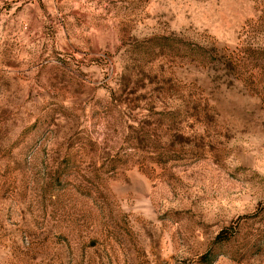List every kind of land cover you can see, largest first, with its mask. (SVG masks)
Masks as SVG:
<instances>
[{
  "label": "rangeland",
  "instance_id": "rangeland-1",
  "mask_svg": "<svg viewBox=\"0 0 264 264\" xmlns=\"http://www.w3.org/2000/svg\"><path fill=\"white\" fill-rule=\"evenodd\" d=\"M264 0H0V264H264Z\"/></svg>",
  "mask_w": 264,
  "mask_h": 264
},
{
  "label": "trees",
  "instance_id": "trees-1",
  "mask_svg": "<svg viewBox=\"0 0 264 264\" xmlns=\"http://www.w3.org/2000/svg\"><path fill=\"white\" fill-rule=\"evenodd\" d=\"M261 68H263V72H264V59H263V63L262 65L260 66ZM264 74V73H263Z\"/></svg>",
  "mask_w": 264,
  "mask_h": 264
}]
</instances>
